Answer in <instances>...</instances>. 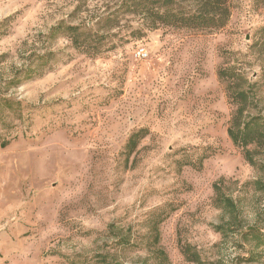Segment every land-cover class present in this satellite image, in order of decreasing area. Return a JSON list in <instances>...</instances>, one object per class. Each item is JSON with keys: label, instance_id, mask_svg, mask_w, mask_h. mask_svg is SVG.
<instances>
[{"label": "rangeland", "instance_id": "374dc122", "mask_svg": "<svg viewBox=\"0 0 264 264\" xmlns=\"http://www.w3.org/2000/svg\"><path fill=\"white\" fill-rule=\"evenodd\" d=\"M229 7L209 31L151 27L124 0H0V264H152L156 225L171 264H264V172L228 134L237 106L218 76L247 79L264 133V0ZM98 17L99 55L47 37ZM49 51L52 68L22 72ZM250 149L264 165V137Z\"/></svg>", "mask_w": 264, "mask_h": 264}, {"label": "trees", "instance_id": "16d2710c", "mask_svg": "<svg viewBox=\"0 0 264 264\" xmlns=\"http://www.w3.org/2000/svg\"><path fill=\"white\" fill-rule=\"evenodd\" d=\"M128 6V10L135 13H145L152 19L151 27L157 25H167L174 27H183L191 29L203 30H218L223 28L230 18L229 0H187L185 3L181 0H124ZM110 17H98L89 21L73 23L61 20L57 25L53 26L47 33L48 38H55L57 36L67 37L72 46L83 53L90 55H99L105 51V40L110 33H101L98 25L105 19ZM10 18H6L4 23H7ZM98 27V28H97ZM3 34V31L0 32ZM114 46V45H112ZM54 52L49 51L37 58L40 59V64L34 68L26 67L22 70L27 76H40L41 69L47 66L52 68L50 61L53 59ZM227 67H221L218 70V76L226 83V88L236 104V109L233 113L231 124L228 128V134L233 143L241 147L247 162L258 167L264 172V165H259L254 157L255 152L250 149L253 143L260 144L264 137L263 131L260 129L262 125L260 119L252 117L247 118L246 105L250 99V92L239 79L248 82L240 73H235ZM249 117V116H248ZM148 132L147 128H140L134 131L127 142V149L132 153L139 140ZM258 190L264 192V178L256 179L254 182ZM216 192V202L229 214H233L237 210L232 197L222 192L218 183L214 184ZM219 231L221 227H218ZM155 242L154 249L157 252V260L152 264H171L168 253L159 245V226H155ZM157 246V247H156ZM181 251L188 260H198L197 253L193 251V246L190 244L181 245Z\"/></svg>", "mask_w": 264, "mask_h": 264}, {"label": "built area", "instance_id": "2783aa9c", "mask_svg": "<svg viewBox=\"0 0 264 264\" xmlns=\"http://www.w3.org/2000/svg\"><path fill=\"white\" fill-rule=\"evenodd\" d=\"M136 53L139 57L146 58L149 55L148 49L144 46H140L137 48Z\"/></svg>", "mask_w": 264, "mask_h": 264}]
</instances>
